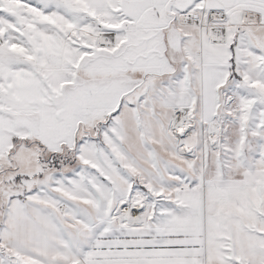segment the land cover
<instances>
[{
	"label": "snow or ice",
	"instance_id": "6c2138e0",
	"mask_svg": "<svg viewBox=\"0 0 264 264\" xmlns=\"http://www.w3.org/2000/svg\"><path fill=\"white\" fill-rule=\"evenodd\" d=\"M0 264H264V0H0Z\"/></svg>",
	"mask_w": 264,
	"mask_h": 264
}]
</instances>
